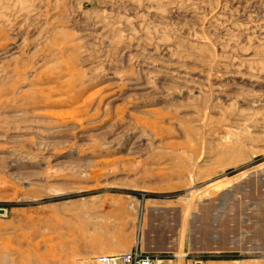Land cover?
Wrapping results in <instances>:
<instances>
[{"label":"rangeland","instance_id":"rangeland-1","mask_svg":"<svg viewBox=\"0 0 264 264\" xmlns=\"http://www.w3.org/2000/svg\"><path fill=\"white\" fill-rule=\"evenodd\" d=\"M263 170L264 0H0V264H264Z\"/></svg>","mask_w":264,"mask_h":264},{"label":"built area","instance_id":"built-area-1","mask_svg":"<svg viewBox=\"0 0 264 264\" xmlns=\"http://www.w3.org/2000/svg\"><path fill=\"white\" fill-rule=\"evenodd\" d=\"M96 261L98 264H161L155 254L138 249L101 254L96 257Z\"/></svg>","mask_w":264,"mask_h":264},{"label":"water","instance_id":"water-1","mask_svg":"<svg viewBox=\"0 0 264 264\" xmlns=\"http://www.w3.org/2000/svg\"><path fill=\"white\" fill-rule=\"evenodd\" d=\"M262 170H260L259 172H261ZM264 171V170H263Z\"/></svg>","mask_w":264,"mask_h":264},{"label":"bare ground","instance_id":"bare-ground-1","mask_svg":"<svg viewBox=\"0 0 264 264\" xmlns=\"http://www.w3.org/2000/svg\"><path fill=\"white\" fill-rule=\"evenodd\" d=\"M160 264V263H159Z\"/></svg>","mask_w":264,"mask_h":264}]
</instances>
